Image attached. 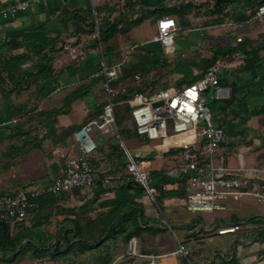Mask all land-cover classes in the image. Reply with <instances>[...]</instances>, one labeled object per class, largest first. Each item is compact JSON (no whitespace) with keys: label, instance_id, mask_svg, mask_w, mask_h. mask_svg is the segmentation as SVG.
Instances as JSON below:
<instances>
[{"label":"crops","instance_id":"0c3cea01","mask_svg":"<svg viewBox=\"0 0 264 264\" xmlns=\"http://www.w3.org/2000/svg\"><path fill=\"white\" fill-rule=\"evenodd\" d=\"M0 1L10 5L23 0ZM259 1L235 0L219 14L215 12V0H34L26 8L0 17V67L6 58L16 55L24 57L13 62V66L30 67L39 60L35 47L44 44L43 53L53 69L64 68L56 82L45 81L41 89L12 90L6 83L4 91L0 90V160L5 181L0 191H17L45 183L59 174L67 158L75 154L74 132L97 116L98 107L108 99L99 74L103 58L134 68L138 83L143 77L151 80L158 72L162 79L176 80L156 92L199 80L202 60L213 56L219 46L242 48L216 62L222 69L220 78L228 82V85L212 87V99L219 107L212 116L213 121L228 136L219 154L231 168H237L241 162L245 167H264V16L252 15ZM89 8L96 13L98 25L117 24L116 33L106 42H99L98 48L91 47L95 33L87 34L76 27L68 14ZM166 15L173 16L178 27L174 45L169 49L155 40L158 19ZM107 49L110 50L105 56ZM245 57L262 64L263 68L241 70L244 63H249ZM170 65L171 72L167 70ZM221 87L229 88V95L218 94ZM117 89L124 91L120 86ZM15 106L21 109L19 118L11 115ZM57 110L61 112L55 114ZM29 115L32 119L26 117ZM83 120L87 121L82 123ZM92 136L99 142L91 154L99 179L105 171L118 170L126 158L120 156V149L116 150L117 135L103 137L101 141L98 131ZM141 145L155 155L143 154L138 150L140 147H134L135 154L149 160L151 172L160 171L167 180L159 183V188L155 187L160 204L151 200L140 185L126 189L115 184L109 187L111 194L105 195L106 187L98 185L99 180L93 189L69 193L64 200L66 207L75 210L82 207L83 226L88 223L96 239H105L83 258L93 264H106L124 254L128 246L124 234L117 238L107 235V225L114 219L108 212L135 206L143 213L144 228L135 236L145 253L170 254L182 243L194 264H264V203L244 197L229 202L219 212L190 213L185 208L183 180L164 174L177 164L180 151L160 153L156 143L150 141ZM197 215H202L204 221L209 220L211 226L202 229V220ZM162 216L168 219L173 233L161 227ZM67 217L77 218L75 214ZM103 217L105 221H101ZM238 225L235 232L218 233L219 229ZM189 232H195L197 237L187 238ZM89 234L91 231L87 232L88 237ZM52 235L53 231H47L43 224L36 236L44 240ZM184 258L169 255L164 264H186ZM117 264H146V259L127 257Z\"/></svg>","mask_w":264,"mask_h":264},{"label":"built area","instance_id":"2783aa9c","mask_svg":"<svg viewBox=\"0 0 264 264\" xmlns=\"http://www.w3.org/2000/svg\"><path fill=\"white\" fill-rule=\"evenodd\" d=\"M33 1L23 0L10 5L0 1V17L14 14L17 10L28 7ZM254 16H264V2L257 7ZM177 31L176 19L169 15L163 16L158 19L155 40L169 49L174 45ZM122 65L123 62L108 65L105 58L101 60L100 73L105 76L103 88L108 95L103 110L74 132L73 145L76 151L67 158L60 175L47 179L40 185L0 194L1 220L15 228L27 221L33 199L46 194L59 195L77 189H93L98 178L89 158L99 144L92 136L94 131H98L102 137L117 135L126 154L124 171L109 172L103 176L105 195L111 194L109 187L115 184L133 182L141 185L148 195L155 197L157 190L152 186L149 160L138 159L130 152L121 139L117 125V91L111 81L118 76ZM220 69L219 65H214L195 82L167 87L152 94L136 92L127 100L132 107L137 134L141 138L155 142L160 153H169L174 149L180 151L177 164L166 169L164 174L183 180L185 208L193 214L219 212L225 210L229 202L239 201L244 197H253L264 203V167H245L241 162L237 168H231L226 163V158L219 154L221 146L228 142V136L222 126L214 123L212 114H208L206 92L220 85ZM159 101L162 104L154 106ZM181 135H185L186 140L179 138ZM238 229L239 226H232L219 229L218 233L225 234L228 233L226 230L235 232ZM188 254L189 251L182 243L170 254L145 253L141 250L138 237L133 236L125 253L110 264H117L127 257L144 258L146 264H164L169 255Z\"/></svg>","mask_w":264,"mask_h":264},{"label":"trees","instance_id":"16d2710c","mask_svg":"<svg viewBox=\"0 0 264 264\" xmlns=\"http://www.w3.org/2000/svg\"><path fill=\"white\" fill-rule=\"evenodd\" d=\"M234 1L235 0H215V12H218L219 14L222 13L224 11V9L227 6H229L230 4H232ZM263 2H264V0H260L255 5V8L252 12V15H255L257 7ZM68 14H69V17L73 20L74 25L76 27L84 29L87 34L97 33L96 29H97L98 21L96 19L95 12L92 8L86 9L83 12L73 11V12L68 13ZM218 23H221V21H219ZM98 26H99V32H98L99 37L94 38V43L91 45L92 48H98L99 42H103V43L106 42L117 31V24L116 23L110 24V25L103 23V24H99ZM77 32H79V31H77ZM55 42H56V38L53 39L54 44H55ZM240 44L243 45V42ZM44 47H45L44 44L43 45L39 44L35 47L34 51L36 52V54L40 55L39 60L36 61L30 67H26L24 69L23 68L20 69V67L13 66V62L21 60L24 57V55H21V56L16 55V56H11L8 59L6 58L5 64L0 67V90L4 91L6 83H8V85L12 86V90L20 91L22 89H26V88L30 89L32 87H36L37 90L39 88L41 89L43 83L45 81H48V80L56 82V80H58L59 74H61L64 71V68L60 69L58 71H55L53 69V65H52L50 59H47L43 53ZM240 49H242L240 46H238L236 48L219 46L215 50L216 53H214L213 56H211L209 58H205L202 60V64H201L202 75H200V78L205 75V72L207 71V69L209 67L216 65V62L220 57H223V56L226 57L227 55H231L232 53H234L236 51L240 52ZM109 50L110 49L104 50L105 56L108 55ZM241 55H243V54H241ZM245 59L249 60V63H244V65L241 67V70L242 69L247 70V71L253 70V69L261 70L263 68L262 64H259V63L252 61V58L245 57ZM105 60H106L108 65H114L113 63H110V61H108L106 58H105ZM136 72L137 71H135V69L132 67L122 66V70L120 71L118 76L113 78L111 81L112 86L117 91L116 102L119 103V101H122L121 106L117 109V105H116V109H115L116 110L117 125L122 124L126 119H128L130 117H131L132 122L134 124V127L132 129L124 128V129L119 130L121 139L124 142H125V140L122 137V134H124V133L126 134V140L127 139L129 140L131 138H136L133 135V134H135L136 136L139 137V139L144 140V141H148L146 139L141 138L137 134L135 123H134V120L132 117V107L127 102V100L132 98L136 92H143V89L137 88V89H131L128 91H127V89L125 91L117 89V87L122 86L120 83L128 81L130 79V77H132V76L135 77ZM100 77L104 81V79H105L104 74L100 73ZM196 80L197 79H195L194 81H191L190 83L195 82ZM225 81H226L225 79L220 78V85H222V86L228 85V82H225ZM234 84H236V83H234ZM45 87H46V85L43 88H45ZM53 89L54 88H52V90H50V91L52 92ZM104 90H105V88H104ZM6 96L7 97L10 96V92H8L6 94ZM105 101L106 102H104V104L102 106L98 107V110H97V111H99L98 113H100L103 110L104 105L107 103V100H105ZM20 110L21 109L19 106H15V108L11 111V115L13 114V115L17 116V118H19L20 115H22ZM58 112H61V111L57 110L55 114H58ZM73 128L74 127H71L69 129L73 130ZM117 141L118 142L116 144V150L120 149V152H121L120 156H123L126 158V154L120 145V140L118 139ZM125 144H126V142H125ZM136 157L138 159H143V158L138 157L137 155H136ZM89 160H90L91 165L93 166L95 174H96V169H95V166L91 160V156H90ZM123 163H125V162H121L120 165ZM125 165H126V163H125ZM61 172L62 171H60V173L57 175H60ZM109 172H121V171L110 170V171L103 172L100 175L101 177L99 179H97V180H99L98 185H103V183H102L103 176ZM151 174H152V179H153L152 186L159 188V183L167 182L165 176L162 175V172L153 171V172H151ZM96 176H97V174H96ZM117 185H121V186H123V188H126V189H131V188H133L134 185H138V184H134L133 182H126V183H118ZM3 192L4 191H0V194H2ZM65 196H66L65 193H61L59 195L46 194V195H42L36 199H33L30 202L29 217L32 216L31 214H35L36 211H40L43 208H50L51 206L58 204V202L60 200H63V199L65 200ZM78 211H82V207H80L78 209ZM78 211H76V212H78ZM61 213L65 215V218L61 221V224L63 223V226L69 222H71L72 224L76 222V224H74V226L70 227L71 229L69 231L73 235L71 237H69L68 235L70 233L68 234L67 231H66L65 235H63L64 239H66L65 240L66 247L64 249H62V248L59 249L58 248L59 244H56L54 246L51 245L52 246V248H51V246L46 244L45 242L41 243L42 240L39 239L36 235L38 234V232L40 230V226L43 225L42 223H31L29 226H26L25 225L26 221H25V222H23L20 225H17L15 227L18 229V232H17V234H14L13 233L14 228L9 223H7L6 221H3L0 219V258H2V259L7 258V257L13 258L17 254L22 252V250L26 246L33 248L34 252H38V253L40 252L39 254H41V255L46 254L47 249H49V250L52 249L54 252L53 255H55V253L56 254L57 253L63 254V253H68V251H73L72 252L73 254L82 255L84 257L85 253L87 251L92 250L94 248H97L103 242H105V239L102 237L100 239H96L94 237L92 230L89 227L88 223H86L85 227H84L83 226L84 223H82V222L77 223V221H75L73 219H69V217H67L69 215H74V214L76 215L77 214V213H75L74 208H65L64 207L63 211ZM110 215H114L113 216L114 219L109 221L110 223L107 225V228H108V234L107 235L111 236V237L115 236L113 238H117L118 235L124 234V239L128 243L129 240L133 236H135V234L139 233L144 228L143 227V224H144L143 223V213L140 212V208H136L135 206H125L120 210L112 209L108 212V216H110ZM105 218L106 217L101 218V221H105ZM94 222H97V219L94 220ZM105 228L106 227H104V229ZM105 230H107V229H105ZM88 231H91L92 235L89 234L90 237H88V235H87ZM57 236H59V233H55L54 235H52L51 239L55 238ZM75 248H77V250H75ZM183 262H185L186 264H194L192 259L190 261L189 254L187 256H185V258L183 259ZM105 263L110 264L111 262H108V263L105 262ZM87 264H93V263H87Z\"/></svg>","mask_w":264,"mask_h":264},{"label":"rangeland","instance_id":"374dc122","mask_svg":"<svg viewBox=\"0 0 264 264\" xmlns=\"http://www.w3.org/2000/svg\"><path fill=\"white\" fill-rule=\"evenodd\" d=\"M94 37H99L98 32L95 33ZM17 67H21V66H17ZM100 68H101V63H100ZM167 70L169 72L173 71V66L170 65ZM221 72H222V69H220V73ZM159 73L160 72H158L155 75V77L151 78V80H148L145 77H143V79L140 81V83H138L137 80L135 79V77L132 76L128 81H125V82L120 83V84L122 85L121 87L124 88V91L126 89L128 91L131 89H137L138 88V89H143V92L151 93L158 88H162V87H165L169 84L175 83L176 80L172 79V78L162 79ZM143 76H144V74H143ZM102 89H104V88H102ZM213 94H214V90L212 88H210L207 91V99H206V105L209 106L208 114L210 113V114H212V116L217 114L218 108H219L217 106L216 102L212 99ZM121 102L122 101H119V103L117 104V109L121 106V104H122ZM98 112L99 111H97V113ZM26 117H28V119H32V117L30 115L26 116ZM86 121L87 120H83L82 123H85ZM210 125H212V123ZM133 127H134V124L132 122L131 117L126 119L122 124H120V125L118 124L119 130L124 129V128L132 129ZM133 135L136 138L126 140V134L125 133L122 134V137L124 138V140L127 144L126 146L131 151L132 154L136 155L134 147H136V149L138 147H140V148H138V150H141L143 152V154L150 156L153 153L152 155L153 156L155 155L152 150H148V148L146 146L141 145L144 142V140L139 139V137L136 136L135 134H133ZM116 139L118 140L117 137H116ZM0 150H1V145H0ZM125 166H126L125 163L121 164V167L118 169V171H124ZM1 167H2V160H0V186L4 185V182H5L3 179L4 176H3V174H1L2 173ZM4 191H6V190H4ZM68 194H66L65 200L69 197ZM150 197H151V200L157 201V203L160 204L161 201L157 198V194L155 195L154 198L152 196H150ZM65 204L66 203L64 202V199L60 200L58 202V204L51 206L50 208H43L40 211H36L35 214H33L31 217H28L27 221L25 222L26 226H29L31 223H42V224H44V228L47 229V231H49V229H50V231H53V234L59 233V236L52 238V239L50 237L46 238V239L42 240L41 243L45 242L46 244H48L50 246L51 245L54 246L56 244H59V246H58L59 249L60 248L64 249L66 247V245H65L66 239H64L63 235H65V233L67 231L68 234L70 233L68 236L71 237L73 234L71 232H69L71 229L70 227L74 226V224H76V222L73 224L71 222H69V223H66L64 226H63V223L61 224V221H62L61 219L63 218V216H65L64 214L61 213L63 211V208L64 207L70 208V207H66ZM76 211H78V210H75V213H77L76 214L77 218L76 219L69 218V219H73V220L77 221V223H80V222L83 223L84 218H85V216H83V214H84L83 211H78V212H76ZM201 216L202 215H197V217H200V219L202 220V222H201L202 229H205L206 227H210L211 222L209 220L204 221L203 217H201ZM161 219H163V221L161 222V227H163L165 230L173 233V231L170 227L171 225H168L169 223H168V219L166 218V216L165 217L162 216ZM205 219H208V217L206 216ZM186 229L188 230V228H186ZM17 232H18V229L14 228L13 233L17 234ZM204 233H208V232H206L204 230ZM177 236H178V234H177ZM189 237H195L196 238L197 234H195V232H192V233L189 232L187 234V238H189ZM52 246H51V248H52ZM75 250H77V248H75ZM46 251H47L46 254L41 255V254H39L40 252L39 253L34 252L33 248L26 246L22 250V252H20L19 254H17L13 258H10V257L4 258V259L0 258V264H87V263H90V262H88V259L83 258L82 255L73 254L72 253L73 251H68V253H63V254H61V253L56 254L55 253V255H53L54 252L52 249L51 250L47 249ZM179 256H181V255H179Z\"/></svg>","mask_w":264,"mask_h":264},{"label":"water","instance_id":"95a60500","mask_svg":"<svg viewBox=\"0 0 264 264\" xmlns=\"http://www.w3.org/2000/svg\"><path fill=\"white\" fill-rule=\"evenodd\" d=\"M217 92H218V94H220L222 97L227 96V95H229V93H230L229 88H226V87H221V88H219ZM160 104H162L161 101H159V102H155V103H154V106H158V105H160ZM102 138H103L102 136L99 137V140L101 141Z\"/></svg>","mask_w":264,"mask_h":264},{"label":"bare ground","instance_id":"6f19581e","mask_svg":"<svg viewBox=\"0 0 264 264\" xmlns=\"http://www.w3.org/2000/svg\"><path fill=\"white\" fill-rule=\"evenodd\" d=\"M179 138H183V140H186V136L185 135H181V136H179ZM229 231H231V230H226L225 232H229Z\"/></svg>","mask_w":264,"mask_h":264}]
</instances>
